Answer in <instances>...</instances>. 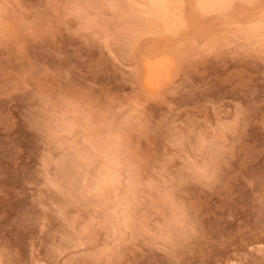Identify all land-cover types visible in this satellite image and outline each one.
<instances>
[{
  "label": "rangeland",
  "instance_id": "374dc122",
  "mask_svg": "<svg viewBox=\"0 0 264 264\" xmlns=\"http://www.w3.org/2000/svg\"><path fill=\"white\" fill-rule=\"evenodd\" d=\"M0 264H264V0H0Z\"/></svg>",
  "mask_w": 264,
  "mask_h": 264
},
{
  "label": "bare ground",
  "instance_id": "6f19581e",
  "mask_svg": "<svg viewBox=\"0 0 264 264\" xmlns=\"http://www.w3.org/2000/svg\"><path fill=\"white\" fill-rule=\"evenodd\" d=\"M229 2H230V0H195V6L200 10H205V11L206 10H217V11L219 10L220 11V10H223L224 7ZM161 5L162 4H160V6L156 5L154 7L152 5L150 7L151 10L153 8V11L156 12L154 15L155 16L154 19H156L158 22L165 20L164 13H163L164 12V9H163L164 6L163 5L161 6ZM130 13H131V11H130ZM146 25H148V24H146ZM153 30H155V29H153ZM141 64H142V85L147 90H150V91L155 90L159 86H161L166 79L168 80V77L170 76L169 70H170V66H171V60L168 56L157 54L156 56L154 55L153 58L151 56L150 59H148V58L144 59ZM169 79H170V77H169ZM71 161L73 162V164H76L78 167L80 166L81 160L78 157V155H74ZM112 174H111V170L109 168H107V169L105 168L104 172H102L103 178L101 179L102 180L101 187L105 184L107 185V184L112 183V181H113V177H112L113 175ZM98 187H100V186H98ZM101 187L99 188V190L97 188L95 189V190H98V193L100 191V197H102L101 195L104 194V190H101ZM97 196H99V195H97Z\"/></svg>",
  "mask_w": 264,
  "mask_h": 264
}]
</instances>
